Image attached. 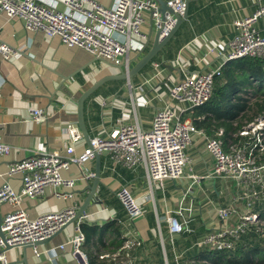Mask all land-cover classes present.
I'll return each instance as SVG.
<instances>
[{"label": "crops", "instance_id": "0c3cea01", "mask_svg": "<svg viewBox=\"0 0 264 264\" xmlns=\"http://www.w3.org/2000/svg\"><path fill=\"white\" fill-rule=\"evenodd\" d=\"M53 1L62 8L64 0ZM98 1L110 6L115 0ZM261 4L264 0H189L188 18L132 80L110 79L84 100L89 136L108 133L120 122L135 119L150 127L155 112L169 99L170 88L185 73L206 71L225 62L228 44L235 34V20L252 14ZM257 27L264 36V17ZM158 28L151 19L142 27L146 37L136 38L143 48L130 51L127 70L125 64L108 59L107 63L84 48L65 44L58 36L29 31L19 17L0 15V39L17 51L8 59L0 54V143L11 147L9 153L0 154V187L8 180L13 188H20V174L6 175L10 163L64 148L69 139L67 126H79L81 95L99 79L121 74L118 66L128 73L152 47ZM147 79L149 82H145ZM33 108L43 111L42 121L33 119ZM194 113L187 116L193 119ZM87 146L83 136L75 144V153H82ZM189 156V168L200 177L195 183L185 176L167 179L162 186L155 182L152 190L143 165L135 169L115 166L101 154L97 184L96 156L82 164H72L62 174L73 177L75 186L48 187L44 195L25 197L21 204L32 218L71 206L78 213L91 195L85 212L66 223L50 240L36 246L38 251L51 248L53 254L38 255L34 246L27 247L26 253L22 245L5 248L8 264H187L196 249L205 247L197 243L207 233L221 226H235L246 211L241 189L234 179L207 177L214 161L199 134L195 135ZM122 188L132 194L142 215L127 208ZM56 190L71 191L73 196L58 197ZM182 204L188 208L183 216L176 212ZM221 206L232 209L226 221L218 218ZM13 208L3 203L0 214L3 216ZM169 210L186 221L188 229L183 233H169ZM113 220H117L120 233L106 227ZM83 223L97 226V233L86 242V234L81 227L77 229ZM81 232L85 237L80 245L82 258L74 255L70 244ZM116 240H122L119 248L113 245ZM125 240L129 246H123ZM60 244H65L64 250L59 248ZM86 250L93 252L91 262ZM105 253L110 255L102 257Z\"/></svg>", "mask_w": 264, "mask_h": 264}, {"label": "built area", "instance_id": "2783aa9c", "mask_svg": "<svg viewBox=\"0 0 264 264\" xmlns=\"http://www.w3.org/2000/svg\"><path fill=\"white\" fill-rule=\"evenodd\" d=\"M166 3L172 7L173 12L166 10L163 13L158 0H115L110 6L98 0H64L62 8L53 0H0V15L19 17L29 31L58 36L67 45L79 46L93 56L111 60L115 64H125L129 70V53L133 49L143 48L142 42L136 37H146L142 27L148 20H155L158 27L164 25L165 30H168L175 22V14H185V0H168ZM262 17L264 4L252 14L235 20V34L228 44L224 63L241 57H264V36L257 27ZM0 54L8 59L16 55L17 51L0 39ZM224 63L206 71L185 73L170 88L169 99L155 112L150 127L143 126L138 119L120 122L113 131L91 138V145L76 154L75 144L83 138V134L78 125L69 124V139L62 150L39 152L10 163L6 175L11 177L20 174L21 185L16 190L5 180L0 187V205L8 203L14 207L1 215V229L5 234V238L0 235L1 263L8 264L6 244H34L53 236L76 217L77 209L71 206L32 218L21 204L25 197L44 195L48 187L57 189L75 186L76 180L73 177L62 174L72 164H82L98 153L105 155L115 166L135 169L143 165L151 190L155 182H160L162 186L167 179L178 180L185 176L195 183L200 177L189 168V150L194 145L196 134L202 137L214 161L207 177L234 179L241 189L240 197L246 207L235 226H221L207 233L197 245L214 249L233 247L232 238L240 237L249 229L251 222L257 220L253 208L264 201V183L257 173L260 168L264 169V162L257 164L247 143L231 144L228 150L225 149L220 137L222 130L209 135L187 116L212 97L215 77L220 74ZM31 114L36 121L43 120L41 109L33 108ZM262 129L264 116L249 124L241 134L253 135L256 144L261 140ZM10 150L9 145L0 143V154H7ZM55 194L64 198L73 196L71 191L64 190H56ZM121 195L133 214L142 215L127 188H122ZM186 210L188 208L182 204L176 212L183 216ZM231 213V208L221 206L218 218L226 221ZM177 214H172L170 210L166 214L171 235L188 229L186 221L180 220ZM80 221L84 220L81 218ZM77 229L80 230V224ZM84 240L82 232L70 240L74 255L82 257L80 245ZM129 245L125 240L123 246ZM59 248L64 250L65 244H60ZM34 249L38 255L53 254L51 248L38 251L34 246ZM109 255L105 253L102 257Z\"/></svg>", "mask_w": 264, "mask_h": 264}, {"label": "trees", "instance_id": "16d2710c", "mask_svg": "<svg viewBox=\"0 0 264 264\" xmlns=\"http://www.w3.org/2000/svg\"><path fill=\"white\" fill-rule=\"evenodd\" d=\"M251 111L253 113L249 115ZM194 112L193 121L207 134L215 135L222 130L220 137L225 149L228 150L231 144L247 143L254 154H261L259 160L264 162V151H261L264 150V129L256 144L252 135L250 141L241 134L248 124L264 115V57H241L224 63L215 77L212 97ZM254 212L256 222L250 224L239 238H232L233 247L196 249L187 264H264V201L254 206ZM107 226L120 233L117 220L108 221ZM80 227L86 234L85 242L97 233L95 225L83 223ZM121 244L122 240L113 242L114 247L119 248ZM86 253L91 262L93 252L86 250Z\"/></svg>", "mask_w": 264, "mask_h": 264}, {"label": "water", "instance_id": "95a60500", "mask_svg": "<svg viewBox=\"0 0 264 264\" xmlns=\"http://www.w3.org/2000/svg\"><path fill=\"white\" fill-rule=\"evenodd\" d=\"M160 2L161 5V11L164 13L166 10L173 12L172 7L168 6L165 0H158ZM186 2V11L184 15H179V14H175V22L173 23V25L168 29L165 30L164 25L159 27L156 31H155V37L154 40L152 42V47L148 50V52L143 55L131 68L130 71L125 72L122 70L121 66H118V68H120L121 70V74L118 75H108L105 76L101 79H99L97 82H95L90 88H88L80 97L79 101H78V107H79V119H78V124L79 127L81 128V131L83 133L84 138L88 141L89 145H91V137L89 136V131L88 128L86 126L85 123V117H84V100L94 91L96 90L100 85H102L103 83H105L106 81L110 80V79H118V78H129V79H133V77L135 75H137L143 68L144 66L149 63L154 57L155 55L162 49V47L174 36V34L176 33V31L178 30V28L180 27V25L188 18V11H189V0H185ZM99 59H103V58H99ZM104 61H107V59H103ZM97 157V173H96V183L98 184L100 181V155L97 153L96 154ZM92 196L90 195V197L87 198V200L85 201V204L80 208V211L77 213L76 217H74L72 220L74 221L75 219H77L78 217L81 216L82 213L85 212V209L87 208V205L89 203V201L91 200ZM1 222H2V217L0 214V235L5 238V234L3 233L2 229H1ZM69 223V222H68ZM52 237L46 238L44 240L41 241H37L34 244L32 243H27V244H21L24 247V251L26 253V249L29 246H37L40 243H43L47 240H50ZM21 245H8L6 244V248H10V247H15V246H21ZM26 255V254H25ZM80 256V255H79ZM81 257V256H80ZM82 258V257H81ZM82 262H84V260H82Z\"/></svg>", "mask_w": 264, "mask_h": 264}, {"label": "rangeland", "instance_id": "374dc122", "mask_svg": "<svg viewBox=\"0 0 264 264\" xmlns=\"http://www.w3.org/2000/svg\"><path fill=\"white\" fill-rule=\"evenodd\" d=\"M134 64V63H133ZM255 110H257V108L255 109ZM252 111L251 112H249V115H252ZM261 116V115H260ZM264 116V115H263ZM262 117V116H261ZM251 124V123H250ZM249 125V124H248ZM247 125V126H248ZM253 134V133H252ZM245 135V134H244ZM246 137H247V139L248 140H250V136H251V134H247V135H245ZM252 137H253V135H252ZM252 140V139H251ZM250 140V141H251ZM261 151H264V150H261ZM261 154L260 153H257V154H254V156H255V158H256V162L259 160V156H260ZM260 163H263V161L260 159L258 162H257V164H260ZM258 174H259V178H260V180L264 183V169L263 168H260L259 169V171L257 172ZM256 222V220L255 221H252L251 222V225L253 224V223H255ZM264 223V222H263Z\"/></svg>", "mask_w": 264, "mask_h": 264}]
</instances>
